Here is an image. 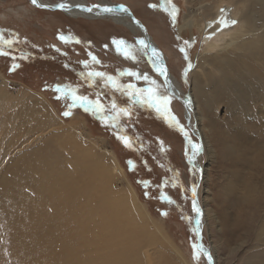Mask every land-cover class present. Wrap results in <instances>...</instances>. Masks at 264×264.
Masks as SVG:
<instances>
[{"label":"rangeland","instance_id":"obj_1","mask_svg":"<svg viewBox=\"0 0 264 264\" xmlns=\"http://www.w3.org/2000/svg\"><path fill=\"white\" fill-rule=\"evenodd\" d=\"M112 1L133 5L193 110L168 92L155 59L139 45L141 33L112 21L71 18L31 0H0V32L5 40L16 41L4 46L8 55H0V192L24 156L47 141L54 146L61 125L73 128L76 139L115 155L122 176L113 178V193L134 190L160 228L155 233L162 242L150 248L152 253L164 252L168 264H209L200 239L211 264H257L258 258L251 257L264 250V141L256 135L260 120L253 112L235 119L224 103L217 115L204 117L193 92L195 54L203 51L198 28L216 27L218 22L210 24L209 18L214 21L215 12L224 8H210V0ZM186 20L190 29L185 34L180 27ZM61 34L70 39L61 41ZM113 40L126 44L120 49ZM89 72L105 77H89ZM107 76L116 86L105 82ZM148 88L166 101L153 105L134 95ZM73 95L86 100L73 103ZM73 121L76 127L70 126ZM191 143L201 145L198 156L192 157ZM193 185L199 216L192 207Z\"/></svg>","mask_w":264,"mask_h":264},{"label":"bare ground","instance_id":"obj_2","mask_svg":"<svg viewBox=\"0 0 264 264\" xmlns=\"http://www.w3.org/2000/svg\"><path fill=\"white\" fill-rule=\"evenodd\" d=\"M38 3L52 10L63 3L62 11L71 18L112 21L134 34L142 33L141 25L132 20V11L124 4L128 12H121L112 0L94 5L88 0ZM209 4L225 12L216 11L214 21L209 18L210 24L218 22L211 30L198 28L203 51L195 54L192 70L198 110L203 109L204 117L217 115L224 103L235 119L253 112L260 120L256 135L264 141V0H210ZM95 5L101 6L99 12L81 10ZM105 6L115 12H103ZM188 22L182 25L185 33L190 29ZM150 36L147 49L156 57L160 44ZM167 80L174 92L187 99L171 73ZM188 104L187 99V111L193 110ZM70 124L76 127L78 123ZM72 131L61 125L57 143L51 146L47 141L24 156L3 183L0 264H168L164 252H151L152 246L162 242L155 233L160 228L134 190L112 191L113 178L122 176L115 155L100 153L95 145L76 139ZM251 258L264 264V250Z\"/></svg>","mask_w":264,"mask_h":264},{"label":"snow or ice","instance_id":"obj_3","mask_svg":"<svg viewBox=\"0 0 264 264\" xmlns=\"http://www.w3.org/2000/svg\"><path fill=\"white\" fill-rule=\"evenodd\" d=\"M31 3L33 5H35V6H37V7H47V5L39 4L38 3V0H31ZM56 7L57 8H60V9H63V8L66 7V5L63 4V3H60V4L56 5ZM77 7H80V6L77 5ZM94 9L97 12H99L101 10V6L100 5H95L93 7L82 8L81 10L82 11H87V12H92ZM120 10H121V12H124V13H127L128 12V9L125 8V7H123V6H120ZM102 11L105 12V13H113V12H115V8L105 6V7L102 8ZM221 23L223 24L224 22L221 21ZM233 23H235V21H233ZM59 39L61 41L67 42V40L70 39V37H66L64 34H61L59 36ZM15 42H16L15 40H5L4 39V34L2 32H0V55H8V52L5 50V47L4 46L7 45L8 47H11ZM76 42L79 43V41H76ZM113 43L116 44L117 47L120 48V49H122L123 46H125V44H126V42L123 41V40H120V41L113 40ZM185 43H187V41ZM139 45L143 49H147L148 48V44L145 41H143V40H140L139 41ZM56 51L59 52L60 50L59 49H56ZM181 51H183V49H181ZM152 53H153V55L156 54V49L155 48L152 49ZM92 59H93V61L96 60V58L94 56L92 57ZM160 73H161V75H165V69L161 68L160 69ZM88 75H89V77H93V76H95V77H105V73H102V72H89ZM129 75H137V74L130 72ZM137 78H140V77L137 76ZM143 78L145 80L148 79L147 76H144ZM105 82L106 83L107 82H110L114 86H116V82L113 79V77H111V76H107ZM117 87H119V86H117ZM127 88L128 89H132L133 86L132 85H128ZM60 90H61V88L58 86L57 89H56V91H60ZM143 92H146L148 95L147 96H141L140 94L143 93ZM134 95L137 98L142 99L143 102L150 103V104H153V105H156V103L158 101L162 100V99L166 101V97L165 96L158 95L156 92L153 91L152 88H148V89H137L135 91ZM72 100H73V103H75L76 101H85L86 98L85 97H80V96L73 95ZM112 107L115 109L116 108V104L113 103ZM96 108L98 110H102L99 104L96 105ZM157 110L159 111V107H157ZM121 111L127 113V109H121ZM68 114H69L68 112H65L64 113V115H66V116ZM181 131H183V128H181ZM187 135L188 134L185 132V136H187ZM126 143H127V141H126ZM200 149H201V145L196 144V143H191L190 144V152L192 154V157L198 156L200 154ZM189 161H190V163L193 162V160H192L191 157L189 158ZM192 196H193V200H192L193 211L196 212L197 216H199L200 215V209L197 207L196 200H195V196H196V186L195 185L192 186ZM194 248H195V246H194ZM200 251H201V253L203 255H205V256L208 257L209 264H211V256L207 252V250L204 249L202 246H200Z\"/></svg>","mask_w":264,"mask_h":264},{"label":"water","instance_id":"obj_4","mask_svg":"<svg viewBox=\"0 0 264 264\" xmlns=\"http://www.w3.org/2000/svg\"><path fill=\"white\" fill-rule=\"evenodd\" d=\"M120 6H123V7H125L124 6V4H119ZM50 8H54V9H60V8H57L56 7V5L55 6H52V7H50ZM62 10V9H61ZM132 16V20L133 21H135L136 23H138V24H140L141 25V29H142V36H143V38H144V41L146 42V41H151V36H150V34L148 33V31H147V28L141 23V21H140V19H138L135 15H133V14H131ZM154 59H155V61H156V67H157V69H158V71H159V73H160V69L161 68H163V69H165V75H161V73H160V75H161V77H162V79L164 80V82H165V84H166V86L168 87V91H169V93L172 95V96H176L178 99H180L181 100V102L183 103V105L185 106V107H187V99H185L184 97H180V95H178V92H174V89H173V85H172V83H168V80H167V77H168V74H169V70H168V68H167V66H166V60H165V58H164V55H163V52H162V50H160V49H158V53H157V55H156V57H153ZM159 63H163V66L162 67H160L159 66ZM198 245H199V248H200V246H202V243H201V240L199 239V243H198ZM203 247V246H202Z\"/></svg>","mask_w":264,"mask_h":264},{"label":"flooded vegetation","instance_id":"obj_5","mask_svg":"<svg viewBox=\"0 0 264 264\" xmlns=\"http://www.w3.org/2000/svg\"><path fill=\"white\" fill-rule=\"evenodd\" d=\"M126 5V4H125ZM131 11H132V13L134 14V15H136L135 14V10H133L134 8H133V5L131 4L130 6H132V8L129 6V5H126ZM159 14V13H158ZM159 16L161 17V19H164V21H165V23H166V19L164 18V17H162L161 16V14H159ZM140 21H141V23L147 28V31L149 32V30H148V27H147V25H146V23L140 18ZM180 30L181 31H183L184 33H185V31L180 27ZM179 30V31H180ZM150 33V32H149ZM186 34V33H185ZM153 36V35H152ZM154 37V36H153Z\"/></svg>","mask_w":264,"mask_h":264}]
</instances>
